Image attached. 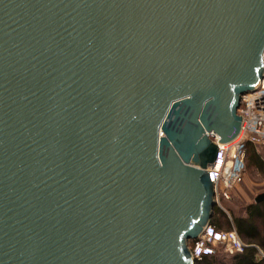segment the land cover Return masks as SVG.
I'll return each mask as SVG.
<instances>
[{
  "label": "water",
  "instance_id": "water-1",
  "mask_svg": "<svg viewBox=\"0 0 264 264\" xmlns=\"http://www.w3.org/2000/svg\"><path fill=\"white\" fill-rule=\"evenodd\" d=\"M263 59L264 0H0V264H196Z\"/></svg>",
  "mask_w": 264,
  "mask_h": 264
},
{
  "label": "built area",
  "instance_id": "built-area-1",
  "mask_svg": "<svg viewBox=\"0 0 264 264\" xmlns=\"http://www.w3.org/2000/svg\"><path fill=\"white\" fill-rule=\"evenodd\" d=\"M238 114L242 117V128L235 141L220 144L217 136L212 137L218 145V154L206 172L214 184L216 206L220 207L222 202L233 198L243 182L247 171V145L264 152V73L255 90L241 97ZM218 247L233 256L242 253L246 244L235 230L220 231L212 225L206 227L197 240L189 242L196 262L215 255Z\"/></svg>",
  "mask_w": 264,
  "mask_h": 264
},
{
  "label": "trees",
  "instance_id": "trees-1",
  "mask_svg": "<svg viewBox=\"0 0 264 264\" xmlns=\"http://www.w3.org/2000/svg\"><path fill=\"white\" fill-rule=\"evenodd\" d=\"M248 165L264 172L263 156L251 144L247 145ZM211 225L220 231H223L224 226H227L226 231L234 229L246 244V248L242 253L229 256V261L215 254L196 264H264V259H260L259 255L260 251L264 254V203L250 205L247 208V217H232V223L224 213L216 209Z\"/></svg>",
  "mask_w": 264,
  "mask_h": 264
},
{
  "label": "rangeland",
  "instance_id": "rangeland-1",
  "mask_svg": "<svg viewBox=\"0 0 264 264\" xmlns=\"http://www.w3.org/2000/svg\"><path fill=\"white\" fill-rule=\"evenodd\" d=\"M260 152L263 153L261 150ZM263 193L264 172L248 165L243 182L233 195V198L230 201L222 202L221 207L216 206L215 210L217 209L224 213L230 223H232V217H247V208L250 205H254L256 197ZM222 230L226 231L227 226H224ZM216 254L219 257H225L226 261H229V256H231L228 255L222 247H218Z\"/></svg>",
  "mask_w": 264,
  "mask_h": 264
},
{
  "label": "crops",
  "instance_id": "crops-1",
  "mask_svg": "<svg viewBox=\"0 0 264 264\" xmlns=\"http://www.w3.org/2000/svg\"><path fill=\"white\" fill-rule=\"evenodd\" d=\"M258 152H259V150H258ZM261 153V152H260ZM262 154V156H263V161H264V152L263 153H261ZM248 167V166H247ZM264 203V202H263ZM256 204V203H255ZM261 204V203H260ZM234 230V229H233ZM260 259H264V254H263V252L262 251H260Z\"/></svg>",
  "mask_w": 264,
  "mask_h": 264
}]
</instances>
